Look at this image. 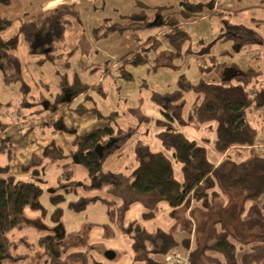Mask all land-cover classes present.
Masks as SVG:
<instances>
[{
    "label": "rangeland",
    "instance_id": "374dc122",
    "mask_svg": "<svg viewBox=\"0 0 264 264\" xmlns=\"http://www.w3.org/2000/svg\"><path fill=\"white\" fill-rule=\"evenodd\" d=\"M12 1L10 7H1L3 15L10 21L9 28L2 34L5 40L18 33L21 17L28 13L40 21L45 8L51 3L54 4L49 6L50 10L59 3L75 4L78 15L67 28L65 40L59 45L57 58L53 63L42 61V52L31 53L28 44L20 37L16 56L22 66V77L26 86L24 89L21 88V82H4L0 73V129H4L5 135L11 137L15 152L11 161L6 154H0V166L9 165L10 174L17 180L32 181L31 173L22 171L21 167L27 164L33 155L41 156L44 165L41 176L44 191L41 203L46 210L45 216L41 212L28 211L29 224L10 233L11 240L24 238L28 245L24 244L19 249V253L25 256L23 259L7 264H44L45 259L42 258L38 239L56 227L51 219L54 207L49 196L60 186V182L64 183L65 180L61 176L65 172L70 173L68 181L78 188L77 192L72 193L60 190L65 195V202L61 205V226L68 235L66 243H87L91 247L96 264H145L137 259L133 240L124 231L131 223H138L149 232L173 233L178 242L174 250L185 255L189 251L191 254L196 238L199 239L200 245L207 243L215 231H222L224 222L236 237L240 264L243 255L249 254L257 244L264 243V221L255 218L249 221L237 220L239 206L234 207L227 195L224 196L226 200L216 201L215 208L210 213L196 211L194 217L187 214L188 221L183 209H178L177 218H172V208L165 202L160 204L154 217H145V213L151 210L149 201L132 191L129 179L137 166L134 148L138 141L148 144L154 152L167 151L157 136L163 130L157 121L165 117L162 108L152 99L154 93L175 91L182 75L192 84L201 81L221 82L225 74L233 69L232 63L238 64L241 70L248 69L251 64L256 69L254 87L259 89L264 85L261 73L264 72V55L251 43L255 38L252 31L247 30L253 28L254 18L263 17V8L255 6L237 17L229 11L224 15L212 16L214 12H221L215 7L213 11L206 12L207 17L186 22L181 19L179 13L181 0ZM240 1L243 6L257 3V0L253 3L248 0ZM54 5L55 7L51 8ZM166 6L172 16L179 20L188 36L180 56H172L174 50L162 37V31L158 27L141 31L138 40L133 38L130 32V36L114 34L100 39L95 36L97 34L94 31L98 28L116 22L124 23V17L140 15L144 9L149 10L147 13L153 19V9ZM157 21L159 24V20ZM237 29H240V34H237ZM152 37L161 40L163 45L159 51L152 50L148 53V64L135 67L124 62L129 52L135 51ZM238 43L245 44L240 52L236 50ZM258 53L261 55L260 59L254 57ZM218 63L222 64V68L214 70L213 66ZM122 71L132 74L134 80L127 81L122 76ZM78 83L89 86L88 95L91 99L85 101V94L74 100L73 93H70L68 100L73 102L74 108L82 103V108H96L103 116L118 114L116 127L122 130L117 140L120 149L103 165L105 172L114 173L116 188L113 191H109V186L85 189L83 185H91L89 175L75 157H70L71 151L75 149V137L103 127L106 125L105 119L90 111L81 114L64 109L58 116L62 128H50L41 125L44 113L37 117L39 108L54 106L60 95ZM256 99L259 103L263 101V94ZM194 100L193 93L186 94L184 108H179L174 113L173 126L188 138L205 145L209 158L214 162L217 153L214 151L213 141L217 124L211 122L197 127L187 121ZM256 113V116H264V108ZM253 118L257 117L254 115ZM257 119L259 120L254 126L260 136L264 137V119ZM168 154L171 155L170 152ZM175 170L180 178V165L175 164ZM95 197L100 200L91 201L83 209L74 210L69 207L70 202L80 198ZM101 199L113 201L112 206L116 211L114 217L109 213L110 205ZM232 200H235V203L241 201L239 197ZM218 221L221 222L217 224ZM55 230L62 233L59 227ZM191 230L193 233L190 234ZM189 238H192V242L187 247L183 241ZM109 252L114 254V258L107 257Z\"/></svg>",
    "mask_w": 264,
    "mask_h": 264
},
{
    "label": "trees",
    "instance_id": "16d2710c",
    "mask_svg": "<svg viewBox=\"0 0 264 264\" xmlns=\"http://www.w3.org/2000/svg\"><path fill=\"white\" fill-rule=\"evenodd\" d=\"M215 2L216 0L207 2L181 0L179 12L181 19L187 22L203 18L206 12L215 9ZM11 5L12 0H0V73L4 82H21V88L24 89L26 86L23 82L22 66L16 56L20 37L28 44L31 53L42 52L44 54L42 61L53 63L57 58L59 45L65 40L66 30L72 25V19L77 17L78 11L75 5L60 4L51 11H45L40 21L27 13L19 19L18 33L5 40L2 34L9 28L10 21L3 15L1 7ZM148 11L144 9L140 15L124 17L126 18L124 23L116 22L100 27L94 31L97 34L95 36L100 39L114 34L123 36L130 34L137 39L141 31L158 27L162 31V37L174 50L172 56H180L188 36L179 20L172 16L167 6L154 8L153 19L150 18ZM221 14L214 12L212 16ZM162 45L161 40L152 37L135 51L129 52L124 62L135 67L146 65L150 62L148 53L152 50L159 51ZM213 68L220 70L222 64H215ZM234 72L233 78L221 82L201 81L196 84H192L185 75H182L175 91L153 94L152 99L162 108L165 117L157 121L159 127L163 128L157 136L167 151L154 152L148 144L138 141L134 148L137 166L129 177L132 191L143 196L151 206L145 217H154L160 204L165 202L172 208L170 213L172 218H177L178 209H183L187 220V214L194 217L196 211L210 213L214 210L216 201L226 200L224 196L227 195L234 207L239 206L237 220L249 221L255 218L264 221V153H260L256 148L264 143V139H261L249 117L250 111L260 106L256 98L261 94L264 96V88L254 87L255 68L250 67L245 71L237 68ZM122 76L127 81L134 80L129 72L122 71ZM89 90L86 84H76L60 95L54 106L39 108L37 117L44 113L45 119L42 117L41 125L50 128L55 126L62 128L58 116L64 109L81 114L90 111L105 119L106 125L103 127L75 137V149L71 151L70 157H75L89 175L91 185H83L85 189L109 186V191H113L116 188L114 173L105 172L103 165L120 149L117 140L122 130L116 127L117 113L103 116L96 108H82L84 106L82 103L74 108L73 102L70 103L68 100L70 93H73L74 100L85 94V101L91 99L88 95ZM187 93L195 95L187 121L197 127L211 122L217 124L213 148L222 157L218 163L209 158L205 145L188 138L173 126L174 113L179 108H184ZM0 154H6L9 161L15 155L12 139L5 135L4 129H0ZM175 164L180 165V178L176 175ZM43 168V158L33 155L31 160L21 167L22 171L31 173L32 181H21L10 174L9 165L0 166V264L19 262L25 257L19 253V249L24 244L28 245V241L24 238L13 241L9 235L29 224L28 211L46 215L41 203L44 192L41 186ZM69 176V172L62 174L64 183L60 182V186L49 196L54 207L51 219L56 227L61 228L62 233H58L56 227L54 230H48V233L38 239V246L42 248L44 264H96L91 247L87 243H66L68 235L61 226L63 216L61 205L65 202L64 193L78 190L68 181ZM62 189L64 193L60 191ZM238 197L241 201L235 203L232 199ZM98 200L100 199L97 197L80 198L78 201L70 202L69 207L80 210L91 201ZM101 200L110 205L109 213L114 217L116 211L112 206L113 201ZM219 222L221 221L217 224ZM124 231L133 240L137 259L144 261L145 264H166V257L178 244L173 233L149 232L138 223H131ZM235 238L227 224L223 222L222 231H215L207 243L200 245L199 239H195L189 264H240ZM191 242L192 238L183 241L187 247ZM263 261L264 243L257 244L249 254L241 258V264H262Z\"/></svg>",
    "mask_w": 264,
    "mask_h": 264
},
{
    "label": "crops",
    "instance_id": "0c3cea01",
    "mask_svg": "<svg viewBox=\"0 0 264 264\" xmlns=\"http://www.w3.org/2000/svg\"><path fill=\"white\" fill-rule=\"evenodd\" d=\"M248 1H250L249 3H253V1L254 0H248ZM70 2V1H69ZM72 2H74V1H72ZM241 1L240 0H226L225 2H224V0H216V2H215V7L218 9V11H219V9H220V11H221V13H222V15H224L226 12H231L232 14H234L235 16H240L243 12H245L246 10H248V9H252V8H255V6L257 7V8H259V9H261V8H263L264 9V0H257L256 2L257 3H253V4H250V5H247L246 4V6L244 5H242L241 3H240ZM241 5H240V4ZM248 3V4H249ZM12 4H13V1H12ZM51 4H54V3H51ZM50 4V5H51ZM62 4H65V3H62ZM50 5H48L45 9V11H51L50 9H49V6ZM58 5H60V3L58 4ZM67 5H75V4H69L68 2H67ZM55 7V5L53 6V7H51V8H54ZM226 11H225V10ZM53 10V9H52ZM223 10V11H222ZM44 11V12H45ZM42 16V15H41ZM204 17H207V16H204ZM203 17V18H204ZM252 29L250 28V29H247L248 30V32L249 31H252V34L254 35V38L255 39H253V38H251V39H253L252 41H251V43H253L256 47H257V51L258 52H261V54L262 55H264V15H263V17H261V18H259V17H256V18H254L253 19V23H252ZM255 28H257L256 30H255ZM263 29V30H262ZM257 32V33H256ZM237 34H240V29L238 30L237 29ZM252 36V35H251ZM235 37V36H234ZM236 38V37H235ZM239 38V40H241V42H243L242 41V39L240 38V37H238ZM248 44V43H247ZM244 43L243 44H237V46H236V50L238 51V52H240V51H242L243 49H244ZM254 57H256V58H258L259 59V57L261 58V55H259V53L258 54H256V55H254ZM232 65L234 66V67H232L233 69H231V70H229L226 74H225V78H224V80H227V79H230V78H233V76L235 75V72H234V69H237V68H240V66L238 65V64H234V63H232ZM250 67H252V65L250 64L249 65V68ZM254 68V67H253ZM241 70V69H240ZM247 70V69H246ZM256 70V69H255ZM243 71H245V70H243ZM262 73V77L264 78V72H261ZM223 81V80H222ZM262 88H264V85L262 86ZM260 89V88H259ZM260 106H261V108H260V106H258L257 108H254V109H252L251 111H250V115H249V117H250V119L252 120V122H253V124L255 123V122H258V120L259 119H257V118H261L262 117V119H264V116H262V115H258V116H256V111H258V113H259V111L261 112V110H262V108H264V96H263V101H261L260 102V104H259ZM260 108V109H259ZM252 114H254L255 115V117H257V118H253V116H252ZM261 137V136H260ZM261 139H264V137H261ZM217 156H215V160H214V162L215 163H218L221 159H222V157H220L218 154H216Z\"/></svg>",
    "mask_w": 264,
    "mask_h": 264
},
{
    "label": "built area",
    "instance_id": "2783aa9c",
    "mask_svg": "<svg viewBox=\"0 0 264 264\" xmlns=\"http://www.w3.org/2000/svg\"><path fill=\"white\" fill-rule=\"evenodd\" d=\"M260 153H264V144L256 147ZM190 251L185 255L174 250L165 259L166 264H189Z\"/></svg>",
    "mask_w": 264,
    "mask_h": 264
},
{
    "label": "water",
    "instance_id": "95a60500",
    "mask_svg": "<svg viewBox=\"0 0 264 264\" xmlns=\"http://www.w3.org/2000/svg\"><path fill=\"white\" fill-rule=\"evenodd\" d=\"M108 258H114V254L112 252L107 253Z\"/></svg>",
    "mask_w": 264,
    "mask_h": 264
},
{
    "label": "flooded vegetation",
    "instance_id": "af4514ba",
    "mask_svg": "<svg viewBox=\"0 0 264 264\" xmlns=\"http://www.w3.org/2000/svg\"><path fill=\"white\" fill-rule=\"evenodd\" d=\"M262 264H264V261L262 262Z\"/></svg>",
    "mask_w": 264,
    "mask_h": 264
}]
</instances>
